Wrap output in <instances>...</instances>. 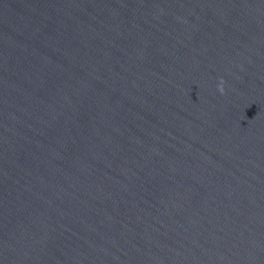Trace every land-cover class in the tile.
<instances>
[{
	"label": "water",
	"instance_id": "1",
	"mask_svg": "<svg viewBox=\"0 0 264 264\" xmlns=\"http://www.w3.org/2000/svg\"><path fill=\"white\" fill-rule=\"evenodd\" d=\"M0 264H264V0H0Z\"/></svg>",
	"mask_w": 264,
	"mask_h": 264
},
{
	"label": "clouds",
	"instance_id": "2",
	"mask_svg": "<svg viewBox=\"0 0 264 264\" xmlns=\"http://www.w3.org/2000/svg\"><path fill=\"white\" fill-rule=\"evenodd\" d=\"M220 91L223 92V87L222 86L220 87Z\"/></svg>",
	"mask_w": 264,
	"mask_h": 264
}]
</instances>
